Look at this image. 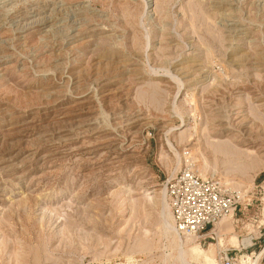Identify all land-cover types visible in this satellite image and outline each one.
I'll list each match as a JSON object with an SVG mask.
<instances>
[{
    "label": "rangeland",
    "instance_id": "1",
    "mask_svg": "<svg viewBox=\"0 0 264 264\" xmlns=\"http://www.w3.org/2000/svg\"><path fill=\"white\" fill-rule=\"evenodd\" d=\"M183 170L236 204L194 236L166 197ZM263 247L264 0H0V264Z\"/></svg>",
    "mask_w": 264,
    "mask_h": 264
},
{
    "label": "built area",
    "instance_id": "2",
    "mask_svg": "<svg viewBox=\"0 0 264 264\" xmlns=\"http://www.w3.org/2000/svg\"><path fill=\"white\" fill-rule=\"evenodd\" d=\"M166 197L174 227L183 234L193 235L213 227L236 209L232 197L211 179L199 178L187 170L167 184ZM223 264H234L233 259L227 257Z\"/></svg>",
    "mask_w": 264,
    "mask_h": 264
},
{
    "label": "bare ground",
    "instance_id": "3",
    "mask_svg": "<svg viewBox=\"0 0 264 264\" xmlns=\"http://www.w3.org/2000/svg\"><path fill=\"white\" fill-rule=\"evenodd\" d=\"M217 147V150L219 149V148H221L220 150V152L222 153H229V154H232V155H235L237 158H238V156H242V154L240 153V152H237L236 150H234L233 148H231V146L230 145H225V144H218V146H216ZM248 158H250L249 156H248ZM237 161H238V159H236ZM226 217V216H225ZM224 219V218H223ZM173 221V220H172ZM172 227H173V225H172ZM174 229H175V227H174ZM183 234V233H182ZM185 235H188V236H194V235H196V234H193V235H189V234H185ZM264 253V247H263V249H262V251L255 257V259L254 260H252L251 262H250V264H256L257 262H258V259H259V257L262 255ZM225 255V257H226V253L224 254Z\"/></svg>",
    "mask_w": 264,
    "mask_h": 264
},
{
    "label": "crops",
    "instance_id": "4",
    "mask_svg": "<svg viewBox=\"0 0 264 264\" xmlns=\"http://www.w3.org/2000/svg\"><path fill=\"white\" fill-rule=\"evenodd\" d=\"M224 223V222H223ZM232 241H231V243L234 245V246H236V247H238L239 245H240V243H239V241H236V240H234V238H232L231 239ZM261 251V250H260ZM259 253V252H258ZM257 253V254H258ZM258 263V262H257ZM259 264H264V253L259 257Z\"/></svg>",
    "mask_w": 264,
    "mask_h": 264
}]
</instances>
